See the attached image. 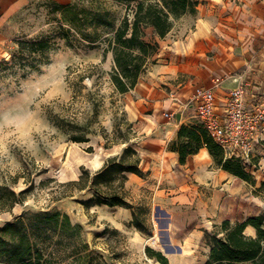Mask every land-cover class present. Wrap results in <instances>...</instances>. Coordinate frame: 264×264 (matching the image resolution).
I'll return each instance as SVG.
<instances>
[{
	"label": "rangeland",
	"instance_id": "1",
	"mask_svg": "<svg viewBox=\"0 0 264 264\" xmlns=\"http://www.w3.org/2000/svg\"><path fill=\"white\" fill-rule=\"evenodd\" d=\"M47 1L0 0V63L11 59L21 39L51 36L55 41L41 57L37 68L26 72L18 65L4 69L0 64V185L9 183L19 191L29 186L26 182L29 176L33 178V188L25 202L0 213V226L27 210L58 208L69 213L74 222L82 224L88 242L91 246L97 243L98 251L108 262L156 264L148 255L150 247L162 251L171 264H205L210 253L207 232L213 231L215 224L227 218L242 222L264 214V191L260 190L264 175L258 170L261 165L264 169V165L256 160V170L248 167L254 182L232 174L220 184L202 185L198 199L188 204L164 201L169 191L163 189L167 186L163 182L155 185L156 177H151L150 171L139 175L143 177L140 185L130 181L129 174L128 198L147 211L141 216L142 228L134 225L131 209L83 204L81 200L92 195L90 190L57 197L64 190L63 183L79 177L82 166L95 171V164L102 155L109 153L110 157L122 151L123 143L111 148L104 146L106 138L102 130L113 137L115 124L124 113L126 120L132 121L123 96L115 92L110 81L113 64L108 55H104V43H90L83 38L61 12H49ZM57 1L91 5V0ZM102 1L117 23L131 12L125 4L115 0ZM60 25L72 29L71 41L57 33ZM193 27L194 14L188 13L175 21L172 30L180 35ZM151 32L148 29L149 35ZM98 90L104 100L96 116L90 93ZM55 115L76 118L80 123L89 120L97 132L89 134L90 141H73L67 132L53 124ZM131 137L137 141L135 135ZM47 178L53 179L43 184L42 180ZM218 191L224 194L216 202V211L206 213L204 208H209ZM105 227L108 228L106 235L97 239ZM115 229L119 235L114 234ZM246 232L257 233L251 227ZM106 240L121 251L119 259L110 256Z\"/></svg>",
	"mask_w": 264,
	"mask_h": 264
},
{
	"label": "trees",
	"instance_id": "2",
	"mask_svg": "<svg viewBox=\"0 0 264 264\" xmlns=\"http://www.w3.org/2000/svg\"><path fill=\"white\" fill-rule=\"evenodd\" d=\"M125 4L131 12L126 13L117 23L112 11L102 0H91V5H79L74 2L61 3L49 0L46 5L50 13L61 12L66 21L74 25L82 37L90 43L103 42L104 55L113 54L114 66L110 72V81L115 92L123 94L135 88L140 77L156 63V54L160 48V39H164L175 25V21L185 14H196L199 0H115ZM61 33L71 41L72 29L59 26ZM92 28V31L88 29ZM151 29V35L148 33ZM51 36L36 39L19 40V49L10 60L0 64L7 69L20 66L27 72L37 68L41 57L55 43ZM26 72L23 74L25 75ZM84 78L83 75L80 77ZM94 101L93 114L98 115L104 95L100 91L91 92ZM58 128L70 135L76 142L90 141L92 122L80 123L76 118L61 115L52 117ZM133 122L126 120L125 113L115 124L114 136L102 130L106 142L104 146L123 143L122 151L110 156L102 167L95 171L82 166L77 179L62 184L64 190L57 197L72 196L76 191L90 190L92 195L81 202L86 206L109 205L121 206L132 210L133 223L142 228V217L146 209L136 206L127 195L126 182L130 173L144 176L142 155L137 142ZM206 146L213 156L216 165L242 179L254 182L255 178L242 160L228 156L208 132L203 124H183L178 131V138L169 144L171 150L180 155V162L198 153ZM91 148V147H90ZM53 178L42 180L46 184ZM16 182V181H15ZM29 186L17 191L9 183L0 185V213L11 211L17 204H23L33 188V178H27ZM264 191V181L260 187ZM256 229V235L246 232L248 226ZM108 231L105 227L97 235L104 237ZM114 234L119 235L118 230ZM97 241V240H96ZM210 245L209 258L205 264H264V214H257L245 221L232 222L224 219L215 224V229L207 232ZM107 250L112 258L119 259L121 251L106 240ZM91 246L84 234L81 223L74 222L69 213L58 208L27 210L16 215L13 220L0 226V264H118L108 262L98 251L97 243ZM148 255L156 264H171L168 256L162 251L147 248ZM122 264H137L122 262Z\"/></svg>",
	"mask_w": 264,
	"mask_h": 264
},
{
	"label": "crops",
	"instance_id": "3",
	"mask_svg": "<svg viewBox=\"0 0 264 264\" xmlns=\"http://www.w3.org/2000/svg\"><path fill=\"white\" fill-rule=\"evenodd\" d=\"M173 32L160 39L156 63L134 89L121 95L137 133L142 169L156 177L155 185L163 182L167 186L163 189L169 191L164 201L188 204L198 199L202 185L220 184L232 174L216 165L206 146L181 163L179 153L169 144L178 138L183 124H203L192 95L197 86L212 87L215 77L226 78L215 88L219 113L239 82L246 84L250 103L264 106V0H200L194 27L180 35ZM108 57L114 66L111 52ZM166 112L175 116L167 118ZM260 146L264 147V123L255 140L253 170L256 160L264 165V149ZM108 157L109 153L102 155L96 169ZM262 169L261 165L258 170L264 175ZM129 177L134 184H142L143 177L135 173ZM223 194L216 192L203 211L214 213Z\"/></svg>",
	"mask_w": 264,
	"mask_h": 264
},
{
	"label": "built area",
	"instance_id": "4",
	"mask_svg": "<svg viewBox=\"0 0 264 264\" xmlns=\"http://www.w3.org/2000/svg\"><path fill=\"white\" fill-rule=\"evenodd\" d=\"M225 77H215L212 87L197 86L193 92L195 110L209 134L223 146L226 155L236 156L249 168L253 166L255 140L264 123V106L250 103L245 83L230 90L222 113L217 108L215 88ZM167 118L175 116L166 112Z\"/></svg>",
	"mask_w": 264,
	"mask_h": 264
},
{
	"label": "bare ground",
	"instance_id": "5",
	"mask_svg": "<svg viewBox=\"0 0 264 264\" xmlns=\"http://www.w3.org/2000/svg\"><path fill=\"white\" fill-rule=\"evenodd\" d=\"M98 163H99V161H98Z\"/></svg>",
	"mask_w": 264,
	"mask_h": 264
}]
</instances>
